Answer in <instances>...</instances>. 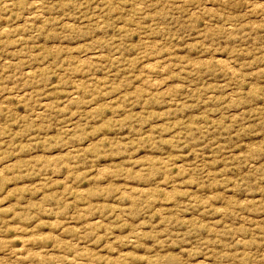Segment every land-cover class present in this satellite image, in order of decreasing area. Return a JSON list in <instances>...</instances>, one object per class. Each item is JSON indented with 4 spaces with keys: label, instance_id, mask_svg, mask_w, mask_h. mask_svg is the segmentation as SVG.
<instances>
[{
    "label": "rangeland",
    "instance_id": "374dc122",
    "mask_svg": "<svg viewBox=\"0 0 264 264\" xmlns=\"http://www.w3.org/2000/svg\"><path fill=\"white\" fill-rule=\"evenodd\" d=\"M0 264H264V0H0Z\"/></svg>",
    "mask_w": 264,
    "mask_h": 264
}]
</instances>
